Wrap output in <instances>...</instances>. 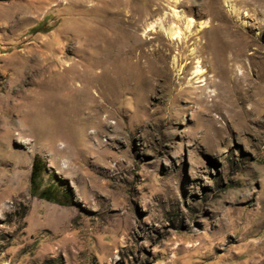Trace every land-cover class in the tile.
<instances>
[{"label": "rangeland", "instance_id": "rangeland-1", "mask_svg": "<svg viewBox=\"0 0 264 264\" xmlns=\"http://www.w3.org/2000/svg\"><path fill=\"white\" fill-rule=\"evenodd\" d=\"M232 1L0 0V264H264V0Z\"/></svg>", "mask_w": 264, "mask_h": 264}, {"label": "bare ground", "instance_id": "bare-ground-1", "mask_svg": "<svg viewBox=\"0 0 264 264\" xmlns=\"http://www.w3.org/2000/svg\"><path fill=\"white\" fill-rule=\"evenodd\" d=\"M224 3L227 6V9L230 11V13L234 14L236 12L232 0H224ZM164 32L170 39H178L180 37V30L177 27L169 26L164 29ZM193 74L195 76H200L202 74V71L199 68H196Z\"/></svg>", "mask_w": 264, "mask_h": 264}, {"label": "trees", "instance_id": "trees-1", "mask_svg": "<svg viewBox=\"0 0 264 264\" xmlns=\"http://www.w3.org/2000/svg\"><path fill=\"white\" fill-rule=\"evenodd\" d=\"M40 171H41V167L38 166V164L36 163V161H33L30 180L32 181L36 177V173H38ZM50 193L51 192H49V190H43L39 194V197L44 198V199H47V200H51V201H57V200H55V198H53L52 194H50Z\"/></svg>", "mask_w": 264, "mask_h": 264}]
</instances>
